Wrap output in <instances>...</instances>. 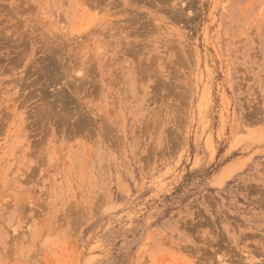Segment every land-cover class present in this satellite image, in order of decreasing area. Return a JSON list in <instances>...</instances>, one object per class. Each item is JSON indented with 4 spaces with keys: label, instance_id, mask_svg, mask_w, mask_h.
<instances>
[{
    "label": "rangeland",
    "instance_id": "374dc122",
    "mask_svg": "<svg viewBox=\"0 0 264 264\" xmlns=\"http://www.w3.org/2000/svg\"><path fill=\"white\" fill-rule=\"evenodd\" d=\"M0 264H264V0H0Z\"/></svg>",
    "mask_w": 264,
    "mask_h": 264
}]
</instances>
